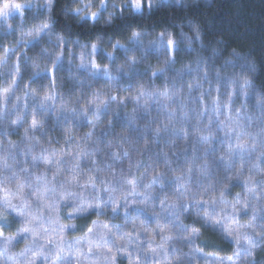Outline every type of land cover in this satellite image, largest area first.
<instances>
[{"label": "clouds", "instance_id": "9594fccd", "mask_svg": "<svg viewBox=\"0 0 264 264\" xmlns=\"http://www.w3.org/2000/svg\"><path fill=\"white\" fill-rule=\"evenodd\" d=\"M0 264H264V0H0Z\"/></svg>", "mask_w": 264, "mask_h": 264}]
</instances>
